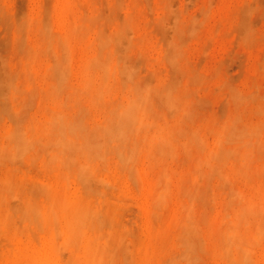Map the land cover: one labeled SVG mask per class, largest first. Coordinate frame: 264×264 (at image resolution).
Segmentation results:
<instances>
[{
    "label": "bare ground",
    "instance_id": "bare-ground-1",
    "mask_svg": "<svg viewBox=\"0 0 264 264\" xmlns=\"http://www.w3.org/2000/svg\"><path fill=\"white\" fill-rule=\"evenodd\" d=\"M68 1H62L60 7L61 11L66 10L70 13V6L67 8ZM119 1L121 2V0H115L113 4L118 11H120L119 7L121 9V7L125 6H123L124 3L121 5ZM168 1L166 2L170 5ZM90 2L92 1L90 0ZM159 2L160 0L158 3ZM79 3L82 2L80 1ZM84 3L81 5V9ZM101 4L102 3H100V5ZM165 4L166 3H164V5ZM77 5L78 8L77 11L74 10L75 15L72 22L70 19L71 16H69L70 14H67L70 19L68 20L67 18V21L70 22V25L68 27V34H66L67 37L63 34L62 39L58 38V34L57 38H55L53 36L54 34H52L54 32H50V28H48L47 25H50V27L53 26L48 24L50 21L47 20L46 16H43L44 18L42 19L40 14H37L26 20V25L32 30V34L36 35L35 41L28 43L22 48V56L23 58L25 57L23 69L19 72L17 67H15L18 71L14 69L16 72L13 71L14 73L12 75L7 73L9 76L6 75L7 80L5 77L4 83L8 86L7 89L10 93H7L8 95L4 97V100H2L3 97H0L3 103L5 100H7L5 102L8 103V99L11 102V104H0V170L5 166V168H3L5 170L2 169L4 172L2 174L0 173V205H5V200L8 199L6 196H12L13 194L18 196L19 194V200L23 202L24 208H26V210L27 208L28 210L30 209L29 211L27 210L29 213L26 212V215H22L21 213L22 217L16 214L18 218H22L21 221H23L25 225L29 222L31 223L32 215L34 211H37L40 218H43L39 223L37 222L38 225L41 223L45 225L46 221L48 223H46L47 225H45V228L43 226L40 228L42 229L43 227L45 230H49L46 232L47 235L45 234L47 238L45 236L44 238L49 239L50 242L47 240V243H49L48 245L50 247L54 244V231L56 232V230H58L57 232H60L63 228L61 232L64 234H60L65 238L66 247L68 246L70 256L74 260L73 264H98L99 251L97 247L98 244H96L98 233L96 231H98L99 219L97 218L98 208L94 206V200L97 197V185L102 184L101 186L103 187V185L111 183V180L106 177L134 176V178H136L141 176H154V178L160 177L161 180L164 177H169L166 179L164 178L161 182H167L170 176H217L219 178H228L227 176H254L264 178V136H262V134H264V117L255 121H249L247 117L243 118V113H245V111L242 107L243 110H240L239 105H244V102H248L251 99V94H249V92L246 94L247 92L243 93L244 91L240 92L235 89H229V97L235 104L233 107V103L230 101L232 103L230 106L233 107L231 112H228L229 114L227 113V116L224 118L220 117V120L218 116V118H215V116L213 118L211 116L212 118L209 119L204 129H202V127L199 126L203 124L202 120V124L198 123L200 121L198 118H201L199 113L201 112L198 110V104L194 102L195 95L194 99H192L193 93L191 91L196 87L198 90L202 88L201 86H197L199 85L198 82L201 81V84L205 82V80L203 81L200 79V72L196 71L197 68H191L188 63L186 66V60H183L185 50L183 51L181 46L182 39L180 37L179 41L181 43H179L178 40H176V42L174 40L173 42L170 41L171 45L169 44L168 46L171 48H167L169 50L171 49V52L169 53V51H167V53H165L168 55L166 58L170 64L166 62V59L165 62L167 64L165 63V66L169 65L171 67L172 65L173 67H178L174 71L171 67L173 72L178 69L180 71H176L174 76H170L169 78V76L167 77L161 74L159 70L158 73H156V77H154L155 83L152 84L148 81L147 83L146 79H143L144 77L139 78V74L137 75V70L140 69L139 66L133 67L131 65V63L134 65L136 64L134 60L137 54L134 56L131 52L127 57V53L125 52L129 50L132 51L134 47L133 44L135 42L133 43L130 40V37L133 38L131 32L139 30V24H137L132 13L129 12L130 7L127 8L129 10L127 11L128 14L126 12V18L124 19V17L122 18L121 16L116 17L118 19L117 21L114 19L116 15L119 16L117 13H115L116 15L114 14L115 16H113V18L110 15L113 9H109V12H107L108 14L105 13L104 15L102 12H105V10L103 11L100 9L102 6H99L100 10H96V7L93 6L94 13L85 14L86 10H84V13L83 10H79V4ZM164 5H162V8ZM144 6H146V4ZM164 8L167 9L168 7L165 6ZM168 9L167 11L170 10ZM115 11L118 12L116 9ZM147 11H150V9ZM120 18L124 20L122 21ZM45 19L48 22H46ZM189 19L193 21L192 17H189ZM189 19L187 23L190 22L192 25H187L186 23L187 27H184L186 30H182L179 25L174 26L177 28L179 27V30H174L178 36H180L179 34L182 31L187 32L189 27L196 29V27H194L195 22H191ZM106 24L109 26H106ZM19 26H21V24L15 27V31L16 29L22 31L21 28L23 29V27ZM107 27L109 28L108 32L105 31ZM128 30H131V32L128 33ZM17 31L15 32L16 34L19 32ZM157 31L158 30H156V32ZM193 31L191 32L192 35L195 33H193ZM128 34H131L129 35L130 37H128ZM188 34L191 35L190 33ZM19 35V40L14 36V41H17L15 46L17 49L26 44L23 42L22 45L21 40H23V37L21 36L22 34ZM71 38L78 46L79 51H77V54L79 53L78 55L80 57L78 66L81 74V81L76 87L67 86L66 78L70 73H65L63 69L70 65L67 61L69 62L71 60V54L73 56ZM137 40L141 41L139 36ZM157 42H159V39ZM124 43H126L125 47H120L119 49V45ZM161 44H163V42ZM153 46H155V44H153ZM56 47L60 50H55ZM121 48L123 50L126 49L122 52ZM165 48L166 47H164V49ZM135 50L136 49L133 51L136 53ZM20 51L21 49L18 50V52ZM64 53H66V55ZM21 54H19V56ZM131 55H133L135 59H133ZM141 55L144 56L143 54ZM129 56L131 60L133 59L132 62H130ZM154 58L155 57L152 59ZM15 61L14 63L16 64L19 59L17 62ZM36 63H38L39 66H44H42L44 72H41V74L39 73L40 77L38 74H34L28 69ZM167 70L166 72L168 73L170 70ZM181 70L186 72V76L183 77L185 79H182V75H185V73ZM17 72L18 77H16L17 74L15 76ZM173 72H171V74ZM11 73L12 72H10V74ZM176 73H180V77H178ZM175 75L177 78L184 81L179 83L180 80H178ZM196 75H199L200 78L198 79ZM224 75L225 74H223V76ZM38 80H42L43 82L40 87H37ZM255 88H253V90ZM254 94L252 96V99L254 98L252 103L258 93L256 97H254ZM259 95L262 96L261 94ZM36 96H39L40 99L38 98L39 102L37 107L35 106L36 109L32 112L31 108L35 102ZM260 99L261 98H259V100ZM198 100H195L196 103H200ZM44 102L51 104V106L47 103L44 104L45 106H41ZM260 104H262V106H259ZM260 104H255V106L258 105V108L255 107L258 111L255 108L251 111L253 113L257 111L255 114L259 113L264 115V103L261 102ZM230 106L228 107L229 109H231ZM207 111H209V109ZM217 112L218 111H216V113ZM36 113H44V115L42 114V116H44L43 119L36 118ZM19 114L20 117L23 115L25 121V116L28 114L27 124H25L27 127H23V124L21 126V122L24 123L23 118L21 121L16 119V117L19 118ZM4 115H8L19 122L16 123L14 121L15 124L4 126L1 122ZM203 115L206 117L209 113L207 115L202 113V117ZM10 117L5 119L10 120ZM245 118L247 120H245ZM197 119L199 120L198 122ZM202 119L204 120V118ZM205 119L207 120V118ZM10 123H13L12 119ZM208 135H212L213 141H211V138V140H209V137L207 138ZM34 153L37 154V156ZM28 155H31L29 159L34 160L38 158V155H42L43 158H46L45 155L48 156L46 160L42 159L41 162L43 161L46 171L51 174L50 176L54 177L55 180L50 179V182H47L49 178L47 179L45 177L47 179L46 183L40 182L38 183V187L31 185H29V187L25 185L26 183H23L25 180L22 181L21 178L19 179L17 177V171L19 169L17 170L16 161L22 160L24 156L28 158ZM179 155H181L180 158L178 157ZM175 159L178 160L176 161ZM174 162L176 166L173 164V167L170 163ZM177 163H179V166H177ZM68 178L75 181L76 187L73 192L67 189L69 182H67L68 180L66 179ZM154 178L153 181H159L156 178L154 180ZM185 178L183 181H185ZM224 178L222 181H224ZM139 180L141 179H137L138 182ZM218 181H220V179ZM262 182H264V179ZM109 185L112 186L111 184ZM109 185L107 187H109ZM260 186L261 183L259 187ZM100 190H98V192ZM260 198L262 199V197ZM168 200H170V198ZM259 205L261 206L259 207L262 213L264 204ZM260 210L258 215L260 214ZM2 211L0 210V213ZM155 211L157 210L155 209L154 212ZM31 212H33V214H31ZM154 212L153 217L155 215L159 217V215ZM39 213H42L43 216ZM12 215L8 211L1 213L0 223L2 222L1 224H5L7 227L12 228V225L14 226L13 219L15 218L14 216V218H12ZM153 217L152 219L155 218ZM257 218L261 220L263 217L261 215V217L257 216ZM49 219L52 220L51 223H49ZM149 219L151 220V218ZM163 219L165 220L164 216L161 219L155 218L152 225L151 223L149 224V228L153 227L152 230H154L156 228L154 225L157 224L159 229L162 225L161 222L164 221ZM56 221L60 222L61 229L60 227L58 229L59 224H56L55 227L57 228L53 226ZM27 226L29 228V225ZM34 226H37V224ZM51 226L54 227H52L53 230L55 229L54 231H52ZM22 228L26 227L22 225ZM38 228L39 227H37V230L40 231V228ZM31 229L29 228V230ZM156 232L157 230L155 231V235L158 237ZM30 234L32 236L31 232ZM24 238L30 240L27 236H24ZM157 239L155 238V241ZM19 241L21 244L20 250L27 253V258L33 261L31 263L28 261L30 264H35L36 262L38 264H51L52 261L50 258L52 257L49 256V254L51 250L55 248V244L53 245L54 248H50V252L48 253L47 249H49V246L47 245V247L45 245L47 244L45 241L42 243V248L38 250H35L37 248L33 246L34 243L31 246L29 241H23L21 239ZM192 245L195 246V244ZM149 251L151 250L149 249ZM11 261H13V259H11ZM15 263L16 262H14V264ZM53 263L54 262H52V264Z\"/></svg>",
    "mask_w": 264,
    "mask_h": 264
},
{
    "label": "rangeland",
    "instance_id": "rangeland-1",
    "mask_svg": "<svg viewBox=\"0 0 264 264\" xmlns=\"http://www.w3.org/2000/svg\"><path fill=\"white\" fill-rule=\"evenodd\" d=\"M62 1L63 0H0V97H3L2 100H4V97L10 93L7 89L8 86L4 83L5 77L7 80V76L12 75L14 73L13 71L17 69L21 72L23 69V63L25 62V57L23 58L22 56V48L28 43L35 41L36 38V35L32 34V30L26 25V20L37 14H40L42 19L44 18L43 16H46L47 20L50 21L48 22L45 19L46 22L53 26L50 27V25H47L48 28H50V32H54L52 34H54L53 36L55 38H57L58 34V38L62 39L63 34L65 36L68 34L70 22L67 21V18L68 20L71 19L72 22L75 11H77L78 8L77 4H79V10H83V12L86 10V13L84 12L85 14L94 13L93 6L96 7V10L100 8L99 6H102L100 9L103 11L105 10V12H102L104 15L109 12V9H113V12H111L110 15L113 18V16L116 15L115 13H117L119 16L116 15L114 17L117 21L118 19L116 17L121 16L125 19L128 14L127 11L130 9L129 12L132 13L137 24H139V30L135 32L128 30V33H132L133 38L129 36L131 34H128V37H130V40L133 43L135 42V45L133 44L134 47L132 48V51L129 50L125 52L127 53V57L131 52L134 56L135 54L138 55L135 56L136 59L131 55V57L135 59L136 66L132 63L131 65L133 67L139 66L140 69L137 70V75L139 74V78L144 77L143 79H146V82L148 81L154 84V77H156V73H158L159 70L161 71V74L167 77L169 76V78L170 76H174V73L179 69L173 72L178 67H173L171 65L173 71L171 70L168 59L166 58L168 55L165 53H167V51H169V53L171 52V49H168L171 48L168 46L169 44L171 45L170 41H179V37L182 39H180L182 43L180 41L179 43H181L183 51L185 50V53L183 52V60H186V66L189 64L191 68H197V70H195L200 72L199 75L201 76L200 78L199 75H196L197 78H200L203 81L205 80V82H202L201 84V81H197L199 85L196 83L198 87L201 86L202 88H199L198 90L195 86L196 88L191 91L193 93L192 99H194L195 95L194 102L195 104H198V110L201 112L199 113L201 118H198L200 121L197 119V122L199 121L198 123L203 124L199 125L197 122L195 123L201 126L202 129H204L210 118H214L215 116V118L219 117L220 120V117L224 118L227 116L228 112H231L235 104L229 97V89H235L240 92L244 91L243 93L247 92L246 94L249 92V94H251V99L248 102H244V105H239L240 110L244 109L245 111V113L242 111L244 115L243 118L247 117L249 121H255L264 117V115L259 113L255 114L258 111L255 108L258 105L255 106V104H260L261 102L264 103V0H166L170 5L165 0H160L159 3V0H121V2L119 1L120 4L122 5V3H124L123 6L125 5L124 7L126 9L124 7H121L120 9L119 7L120 11H118L113 5L115 0H91L92 2H90V0H64L65 2L68 1L67 3L70 4H67V8L70 6V13L66 10H64L65 12L60 10ZM80 1L82 3H79ZM83 3L84 7L82 6L81 9ZM100 3L102 4L100 5ZM164 3L166 4L164 5ZM145 4L146 6H144ZM162 5H164L163 8ZM165 6L170 10L167 8L169 10L167 11V9L164 8ZM146 9H150V11H147ZM41 11L44 15L41 14ZM67 14H70V19ZM189 17H192L193 21H191ZM122 18L120 19L123 21L124 19ZM188 19L191 22H195L194 27H196V29H194L188 26L189 30L187 32L191 35L186 31H182L183 29L186 30L184 27H187L188 24L192 25L190 22L187 23ZM46 22L44 23L47 24ZM18 24H21L23 27V29L21 28L23 33L20 29H16V31H19H17L18 34L15 33V27H17ZM175 25H179L182 28V32L179 34L180 36L174 32L176 29L179 30V27H174ZM106 26L109 25L106 24ZM108 30L109 28L107 27L105 31L108 32ZM156 30L159 32H156ZM192 31L193 33L195 32L193 35L191 33ZM19 34H22L21 36L23 37V40L20 38L22 45L23 42L26 43L19 48L21 49L20 52H18L19 49L15 47L17 41H14V36L19 40ZM138 36L141 41L137 40ZM158 39L159 42H157ZM70 41L73 47V56L71 54V60L69 62L67 61V63H70L68 66L69 68L66 66L63 69L65 70V73H70L69 75L66 74L67 86L70 85L71 87H76L81 81V74L78 66L80 57L78 55L79 53L77 54V51H79L78 46L72 38ZM162 42L165 46L161 44ZM153 44H155V46H153ZM120 45L119 49L120 47H125L126 43ZM164 47L166 48L164 49ZM122 48L121 51L123 52L126 48L124 50ZM57 49L59 48L56 47L55 50ZM134 49H136V53L133 51ZM160 52L164 54H161ZM18 53L22 54L19 56ZM64 54L66 55V53ZM153 57L155 58L152 59ZM129 60L132 62L131 58ZM165 60L169 65L165 66L167 64ZM14 61L18 62L15 64ZM42 66H39V64L36 63L28 69H30L32 73L38 74L40 77L41 72H44V66ZM15 67H17V69ZM166 70H170L168 72L169 74ZM10 72L12 73L10 74ZM171 72L173 73L171 74ZM182 72L185 73V75H182V79H185L183 77L186 76V72ZM7 73H9V75H7ZM223 74L225 75L223 76ZM176 75L180 77V73H176ZM176 75L175 77L177 78ZM15 76L18 77V72L15 73ZM177 79L180 80L179 83L184 81L179 78ZM37 83V87H40L43 82L42 80H38ZM253 88L255 89L253 90ZM256 89L258 95L261 94L262 96L257 95ZM252 93H255L254 97H256V95L258 97L254 100L256 103L254 101L252 103V100L254 99H252ZM7 97L11 98L10 96ZM38 98L39 96L35 97L34 106L32 105L31 108L32 112L37 107L40 99ZM259 98L261 99L259 100ZM2 100L0 101V104L3 103ZM195 100L200 101L202 106L200 103H196ZM5 101L3 104L7 103ZM230 101L233 103V107L230 106L232 105ZM9 102L8 99L7 104H11V102ZM46 103L47 102H44L41 106H45L44 104ZM48 105L51 106V104ZM229 106L231 109L228 108ZM259 106H262V104ZM253 108L257 110L256 112L254 110L255 113L251 111ZM208 109L209 111H207ZM216 111L218 112L216 113ZM202 113L205 115L209 113V115L206 117L203 115L202 117ZM42 114L44 115V113ZM42 114L36 113V118L43 119L44 116H42ZM8 117L10 116L4 115L1 120L4 126L15 124V122L18 123L19 121H16V119H19L20 121L22 118L24 119L23 115L20 117V114L19 118L16 117L15 120L11 117L10 120L5 119ZM25 117L26 121L24 119V123L21 122V126L23 124V127H27L25 124H27L28 114ZM202 118H204V120ZM205 118H207V120ZM11 119L13 120V123H10ZM247 119L245 118V120ZM210 136L208 135L207 138L209 137V140L212 139L211 141H213L212 135ZM262 136H264V134H262ZM35 155L37 156V154ZM46 155V158H43L42 155H38V158H35V160L29 159L31 155H28V158L27 156H24L22 160L20 159V161H16L17 170L19 169L17 171V177L19 179L21 178L22 181L25 180L23 182L24 184L26 183L25 185L38 187V183H46L48 178L47 182H50V179L55 180V178L51 177V174L46 171L43 161L41 162L42 159H47L48 156ZM178 157L180 158L181 155ZM175 160L177 161L178 159ZM173 164L176 166L175 162L170 163V165ZM178 164L179 163H177V166H179ZM3 168H5V166H3L2 169ZM2 169L0 170L1 174L4 172L3 170H5ZM180 177L170 176V179H168L167 182H161L165 177H161L163 178L162 180L160 177H155L159 180L157 182L154 176H141L136 178H134V176H109L106 178L111 180V183L109 184L113 187L109 184V187H107V184L102 187V184L100 185L98 183L100 186L97 185V189L101 190L99 192L98 190L96 191L97 197L94 200V206L98 208L97 218L99 219L97 227L98 231H96L98 233V238L96 237V244H98L97 247L99 251L98 264H264V210H262L263 212L261 213V206L259 205L264 204V182H262L264 178L254 176H227L228 178L223 177L224 181H222L223 178L217 176ZM183 177H186L187 180L185 178V181H183ZM153 178L155 181H153ZM137 179H141L142 181L139 180L138 182ZM219 179L220 181H218ZM66 180L69 182V187L67 186V189L73 192L76 187L75 181L71 178ZM259 181L261 183L260 187ZM9 196H6L8 199L5 200V205H0V210L4 211L1 213H5V211H8L11 215L14 213L12 218H16V214L22 217L23 214L26 215L29 213L27 212L28 208L26 210L23 202L19 200V194L18 196H15L14 194L10 197ZM260 197H262V199ZM169 198L170 200H168ZM153 208L157 211L154 212L155 209ZM259 210L260 216L258 215ZM153 212L155 214L157 213L160 217L159 218L154 214L155 218L161 219L163 216L165 218V220L163 219L164 221H162L163 223L161 222L162 225L159 229L157 224L154 225L156 226V228L154 227V230H152L153 227L149 228V224L151 223L152 225V222H154L153 220H155ZM31 214H33V212H31ZM39 214L42 215V213ZM33 215L31 223H27L29 228H32L33 231L32 229L29 230L28 226L21 221L22 218H18V216V219H13L14 226L12 225V228L7 227L5 224H1L2 222L0 223V264H14V262H16L15 264H30L33 262L27 258V253L20 250V239L23 241H29L31 246L34 243L33 246L37 248L35 250L42 248L41 246L44 241L45 243H47V240L50 242L49 239L44 238V236L46 237L47 235L46 232L49 231L48 229H44L45 225L48 224L47 221L45 222V225L43 223L38 225L43 218H40L37 211H34ZM261 215L263 218L260 220L257 216L261 217ZM152 217L154 219H152ZM149 218H151V220ZM49 221V223H51L52 220L49 219ZM35 223L37 226H34L36 225ZM59 223L60 222L56 221L53 226L55 227L56 224ZM22 225L27 229L22 228ZM41 226L44 228L42 227L41 229ZM53 226H51V229ZM60 226L61 225L59 224L58 229ZM37 227L40 228V231L37 230ZM54 230L52 229V231ZM62 230L63 228L61 231ZM156 230L158 237L155 235ZM57 231L58 230H56V232L54 231L55 240L53 242L55 245L52 244L50 247L48 245L49 243L45 244L46 246H49H47L49 248L47 249L48 253L50 252V248H52L53 245L55 246L49 254V256L52 257L50 259L55 264H73L74 260L70 256L68 246L66 247L65 238L62 236L64 233ZM30 232L32 233V236ZM24 236H27L30 240H26ZM155 238L158 239L155 241ZM192 244H195V246ZM149 249L151 251H149ZM11 259H13V261H11ZM28 261H30V263ZM35 264L38 263L36 262Z\"/></svg>",
    "mask_w": 264,
    "mask_h": 264
}]
</instances>
